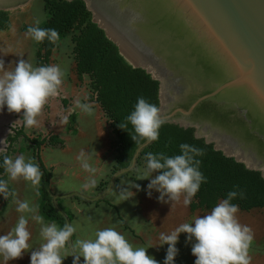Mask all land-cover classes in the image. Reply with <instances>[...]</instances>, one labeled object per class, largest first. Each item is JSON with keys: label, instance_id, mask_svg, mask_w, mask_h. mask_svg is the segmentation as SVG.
<instances>
[{"label": "water", "instance_id": "1", "mask_svg": "<svg viewBox=\"0 0 264 264\" xmlns=\"http://www.w3.org/2000/svg\"><path fill=\"white\" fill-rule=\"evenodd\" d=\"M29 1L0 0V10ZM82 1L123 58L158 81L164 123L192 128L196 138L264 178V0ZM152 143L140 144L97 195L52 194L66 224L59 199L103 200ZM67 244L76 254L72 236Z\"/></svg>", "mask_w": 264, "mask_h": 264}, {"label": "rangeland", "instance_id": "2", "mask_svg": "<svg viewBox=\"0 0 264 264\" xmlns=\"http://www.w3.org/2000/svg\"><path fill=\"white\" fill-rule=\"evenodd\" d=\"M47 17L43 0H30L25 6L10 12V28L0 31V59L4 60L5 70L14 71L15 64L20 59L28 61L34 68L38 67L36 63L38 42L26 35L23 27L36 26L37 19L41 21L39 24L41 25ZM75 33L76 31H72L65 35L49 57L48 65H58L67 73L58 94L49 98L41 114L36 118L37 124L33 127L25 126L23 111L10 113L7 106L0 110V141L7 139L16 129L22 127L24 136H20L14 143L12 158L24 155L26 161L31 158L37 164L40 160L51 172L50 192L53 195L75 193L95 196L106 187L114 174L117 139L112 133L110 121L95 103L88 100L91 94L89 78L87 76L79 78L74 71L71 39ZM2 75L3 72L0 71V76ZM77 100L91 104L93 114L88 115L77 108L75 106ZM71 115H74L73 123L70 122ZM65 116L68 118L67 123L62 122ZM51 135L59 136L64 143L44 145L38 152L39 156L36 157L29 140L38 136ZM5 145L7 147L6 140ZM5 145L0 143V148ZM82 150L86 154L84 159L95 168L94 173L86 171L82 167L84 161L77 158ZM145 170L146 163L139 162L136 169L119 178L110 193L99 202H86L77 197L58 200L61 210L63 209L65 214L66 212L70 214V223L75 228L73 245L78 240H95V234L99 230L114 228L133 248H147V254L155 258L158 264H163L168 245H161L160 234H170L181 224L192 223L195 218L206 215L211 210L191 211L189 205L185 206L183 203L184 194L174 202L160 201L158 199L160 193L155 189L151 190V196H149L148 184L151 176L154 177L156 174L152 173L148 179H144ZM92 179L96 180V185L85 188L84 185ZM7 181L10 191L15 192V197L9 195L8 199H5L3 195H0V235L9 234L21 215L28 219L27 229L31 235L28 241L29 249L22 254L21 258L5 261L3 255H0V264H30L32 251L46 241L40 235L42 225L31 218L33 214L18 212L15 201H27L30 206L37 209L35 214L42 216L39 209L38 186L33 187L23 178L12 181L7 177ZM165 200L167 201V197ZM236 218L241 225L250 227L254 234L249 248L251 264H264L263 211L239 210ZM43 221L44 224L54 223L44 217ZM187 235L186 233L179 235L176 244L179 251L174 264H195L196 257L191 253V247L195 241L193 239L187 242ZM74 249L76 254H82L78 245H75ZM60 254L62 258L64 257L62 264H73L74 256L68 244L61 249ZM80 258L84 259L83 256ZM80 264L84 262L80 261Z\"/></svg>", "mask_w": 264, "mask_h": 264}, {"label": "clouds", "instance_id": "3", "mask_svg": "<svg viewBox=\"0 0 264 264\" xmlns=\"http://www.w3.org/2000/svg\"><path fill=\"white\" fill-rule=\"evenodd\" d=\"M40 22L37 19L36 26H29L26 35L31 36L38 43L47 40L56 45L60 40L58 31L54 28H41ZM0 71L3 72L0 76V110L7 106L10 113L23 111L26 127L37 124V116L41 114L49 98L58 94L63 78L67 75L58 65L34 68L24 59L16 62L14 71L5 70L4 60L0 59ZM75 106L88 115L93 114V107L89 103H81L77 100ZM67 121V116L62 118L63 123ZM129 123L135 133L131 135L133 141L143 140L151 143L159 139V129L164 120L160 115V109L141 96L137 98L134 110L119 123L118 127L127 130ZM5 140L0 143L5 145ZM5 147L0 148V152H3ZM179 148L181 154L175 156H168L163 152L147 153L144 179L156 173L154 177L151 176L148 184L149 196L151 190L155 189L160 193L158 197L160 201L174 202L184 194L183 203L188 206L201 184L207 182V178L200 171L201 161L197 159L205 155V151L187 143L180 144ZM85 155L82 150L77 158L84 161L82 167L86 171L94 173L95 168L84 159ZM0 166L3 167L9 180L23 178L33 187L41 183L43 172L39 164L34 163L31 158L26 161L24 155L15 158L4 155ZM96 183V180L92 179L84 187H94ZM0 195L5 199H8L9 195L15 197V192L10 191L7 180L0 179ZM237 197L246 198L244 190L239 189L238 185L234 186V189L227 193V198L220 200L208 214L198 216L192 223L181 224L170 234L161 233L159 237L162 241L161 245H168L163 264H174L179 251L176 244L181 233L188 234L187 242L193 239L195 241L191 247V253L196 257L195 264H251L249 248L254 234L250 227L241 225L236 218L239 205L232 201ZM15 202L18 205V212L33 214L31 218L42 225L40 235L46 241L32 251L30 264H62L64 257L62 258L60 254L61 249L70 241L75 228L70 224H65L62 228L55 223L44 224L43 217L35 214L37 211L35 207L30 206L27 201ZM27 224L28 219L21 215L9 234L0 235V255H3L5 261L21 258L29 249L28 241L31 234ZM95 235V240L75 242L82 254H73V264H80L81 256L84 258V264H158L155 258L147 254V248H133L114 228L99 230Z\"/></svg>", "mask_w": 264, "mask_h": 264}, {"label": "trees", "instance_id": "4", "mask_svg": "<svg viewBox=\"0 0 264 264\" xmlns=\"http://www.w3.org/2000/svg\"><path fill=\"white\" fill-rule=\"evenodd\" d=\"M43 6L48 17L39 27L56 29L60 35L59 42L68 33L76 31L71 39L74 71L79 78L82 76L89 78L91 94L88 100L95 103L110 121L112 133L117 139L114 158L115 173L129 165L137 147L145 142L143 140L135 142L131 139V135L135 133L130 123L127 130L119 128L118 125L134 110L138 97L142 96L149 103L159 106L158 81L145 70L132 67L123 58L117 46L105 36L102 29L92 22L91 13L82 0L70 2L43 0ZM9 14L10 12L0 10V31L10 28ZM28 27L24 26L23 31L26 32ZM56 45L47 40L38 43L36 52L38 67L48 65L49 57ZM69 118L73 123L74 115ZM20 136H24L22 127L7 137V147L0 153V165L3 163L4 155H12L13 145ZM29 142L36 157L39 156L38 152L42 146L64 143L57 135L38 136L30 139ZM182 143L194 145L205 151V155L197 159L201 161L200 171L207 178V182L201 184L194 196V201L189 205L191 211L211 210L220 200L227 198V193L238 185L239 189L244 190L246 198L237 197L232 203L238 204L240 211L248 212L258 209L264 213V178L260 172L247 169L244 164L215 150L213 145L207 144L204 139L196 138L192 128L163 123L159 129V139L142 151L138 163H147L145 158L147 153L163 152L168 156L179 155L181 154L179 145ZM39 167L43 172L41 183L38 185L40 214L62 228L66 224L65 219L52 204L51 172L40 160ZM0 179L7 180L2 166H0ZM66 215L70 221V214L66 212ZM124 227L127 229L126 226Z\"/></svg>", "mask_w": 264, "mask_h": 264}, {"label": "crops", "instance_id": "5", "mask_svg": "<svg viewBox=\"0 0 264 264\" xmlns=\"http://www.w3.org/2000/svg\"><path fill=\"white\" fill-rule=\"evenodd\" d=\"M1 153V152H0ZM72 238H73V235H72Z\"/></svg>", "mask_w": 264, "mask_h": 264}]
</instances>
